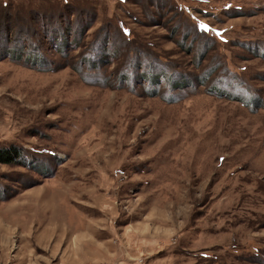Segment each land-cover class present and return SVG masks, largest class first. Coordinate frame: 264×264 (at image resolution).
<instances>
[{"label": "rangeland", "instance_id": "rangeland-1", "mask_svg": "<svg viewBox=\"0 0 264 264\" xmlns=\"http://www.w3.org/2000/svg\"><path fill=\"white\" fill-rule=\"evenodd\" d=\"M1 37L0 264H264V0H0Z\"/></svg>", "mask_w": 264, "mask_h": 264}, {"label": "trees", "instance_id": "trees-1", "mask_svg": "<svg viewBox=\"0 0 264 264\" xmlns=\"http://www.w3.org/2000/svg\"><path fill=\"white\" fill-rule=\"evenodd\" d=\"M7 34L5 35L6 39L8 37ZM51 35H52L53 39H55L56 37L59 36L56 32H52ZM0 40L2 41V37L0 38ZM19 40H21V39H19ZM8 41H9V43H11L10 42L11 39H8ZM8 49H10V48H8ZM21 49L22 48H19L16 46L15 49H11V50H14V51H17V52L23 54L24 51H22ZM31 53L34 54L35 57L37 54H38L37 55L38 58L42 57L41 53H37V52H34V53L31 52ZM35 53H37V54H35ZM21 155H23V149L21 146L18 147V146L13 145V144H10V145L0 144V163H16L19 160V158H21ZM0 190H1L0 195H1V197L3 196L4 199L11 196V194H9L8 188L5 186H2L1 183H0Z\"/></svg>", "mask_w": 264, "mask_h": 264}, {"label": "snow or ice", "instance_id": "snow-or-ice-1", "mask_svg": "<svg viewBox=\"0 0 264 264\" xmlns=\"http://www.w3.org/2000/svg\"><path fill=\"white\" fill-rule=\"evenodd\" d=\"M202 27L206 28L207 26H203V25H202Z\"/></svg>", "mask_w": 264, "mask_h": 264}]
</instances>
